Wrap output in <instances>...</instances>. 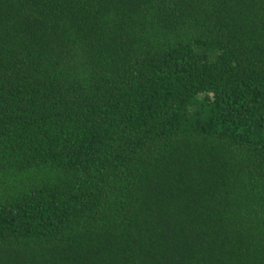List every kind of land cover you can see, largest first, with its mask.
<instances>
[{
    "label": "trees",
    "instance_id": "obj_1",
    "mask_svg": "<svg viewBox=\"0 0 264 264\" xmlns=\"http://www.w3.org/2000/svg\"><path fill=\"white\" fill-rule=\"evenodd\" d=\"M0 264H264V0H0Z\"/></svg>",
    "mask_w": 264,
    "mask_h": 264
}]
</instances>
